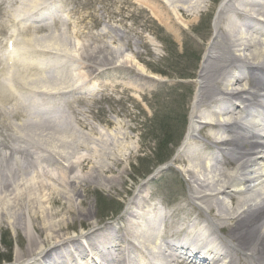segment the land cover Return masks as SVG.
Wrapping results in <instances>:
<instances>
[{
	"label": "bare ground",
	"instance_id": "6f19581e",
	"mask_svg": "<svg viewBox=\"0 0 264 264\" xmlns=\"http://www.w3.org/2000/svg\"><path fill=\"white\" fill-rule=\"evenodd\" d=\"M16 1L0 0V222L26 236L12 264L29 259L28 264H98L88 248L96 250L105 264H264V0H227L219 6L218 18L226 6L231 11L225 24L215 22L218 35L198 73L197 109L190 115L185 137L186 141L195 130V117L202 115L205 120L198 130L209 143L194 140L177 155L180 174L198 206L181 192L174 207L162 210L158 202L163 197L139 189L121 222L81 234L84 241L63 231L61 220L52 218L55 213L45 212L54 199L36 185L30 155L48 157L37 150V142L56 140L55 148L80 145L62 113L65 106L71 108L72 102L84 99L78 92L95 86L93 71L78 69L83 68L78 62L82 57L75 60L56 53L54 44L28 37L40 27L25 21L37 22L31 18L43 17L51 6L39 8L44 1L33 0L17 15ZM204 1L146 0L144 4L160 9L162 21L182 32L177 22L197 16ZM77 62V70L68 75L66 67ZM55 65L62 70L50 72ZM219 69L226 75L215 80ZM213 85L218 93L209 102ZM49 108L57 113L51 115ZM80 125L89 128L83 121ZM98 148H91L88 157L73 159L72 151L59 154L67 162L54 184L72 214L80 180L112 173L91 160ZM76 166L84 173L73 172ZM120 177L117 172L107 179Z\"/></svg>",
	"mask_w": 264,
	"mask_h": 264
},
{
	"label": "rangeland",
	"instance_id": "374dc122",
	"mask_svg": "<svg viewBox=\"0 0 264 264\" xmlns=\"http://www.w3.org/2000/svg\"><path fill=\"white\" fill-rule=\"evenodd\" d=\"M32 1H16L15 13L18 15L21 6L22 9L31 7ZM43 1L38 7L51 6L49 14L38 18L37 22L25 21V24L40 27L28 32V37L38 38L42 44H54L56 53H65L74 59L82 57L78 62L83 68L75 67L78 62L71 68L65 66L67 74L77 68L93 71L91 82L95 84L88 87L92 90L78 93L84 99L72 102L71 108L65 106L62 113L64 119L71 122L80 145L55 148L56 140L46 144L37 142V150L48 157L40 158L31 152L30 172L36 185L41 184L45 195L54 199L45 212L55 213L52 218L61 220L63 231L84 241L81 234L95 229L102 231L100 228L106 224L121 222L131 198L141 190L163 197L162 202H158L162 210L174 207L181 192L192 206H198L180 174L182 165L177 155L194 140L209 143L198 130L205 120L202 115L195 117V130L186 141L185 137L190 115L197 109L198 73L213 37L218 35L215 22L218 26L225 24L231 11V7L226 6L221 18L217 16L220 3L227 0H205L197 16L177 22L182 32L165 24L161 10L145 5L146 0ZM56 53L53 54L59 57ZM60 70L62 66L55 65L50 72ZM225 73L223 69L216 70L213 79H222ZM189 75L193 78L185 77ZM210 91L209 102L217 96V86L213 85ZM49 110L51 115L57 113ZM82 121L88 129L80 125ZM93 147L99 148L93 152L91 160L111 168L112 173L87 175L80 180L71 208L76 213L72 214L66 199L58 192L59 186L54 184L60 167L67 162L59 154L72 151L73 159L80 155L88 157ZM73 172L84 173L78 166ZM117 172H121V177L108 181V177H115ZM150 172L152 174L146 176ZM78 199L82 202L78 203ZM204 216L208 217L206 213ZM25 244L26 236L22 231L15 232L0 222V258H9V262L2 264H12L17 251ZM88 250L99 260L98 264H102L94 254L96 250Z\"/></svg>",
	"mask_w": 264,
	"mask_h": 264
},
{
	"label": "trees",
	"instance_id": "16d2710c",
	"mask_svg": "<svg viewBox=\"0 0 264 264\" xmlns=\"http://www.w3.org/2000/svg\"><path fill=\"white\" fill-rule=\"evenodd\" d=\"M2 259H4L3 256L0 258V263H1ZM8 259H9V258H8Z\"/></svg>",
	"mask_w": 264,
	"mask_h": 264
}]
</instances>
